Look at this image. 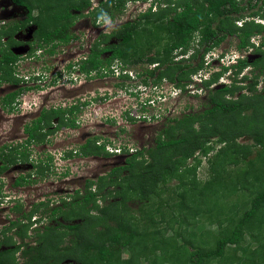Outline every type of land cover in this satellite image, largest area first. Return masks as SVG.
Listing matches in <instances>:
<instances>
[{
    "label": "trees",
    "instance_id": "obj_1",
    "mask_svg": "<svg viewBox=\"0 0 264 264\" xmlns=\"http://www.w3.org/2000/svg\"><path fill=\"white\" fill-rule=\"evenodd\" d=\"M13 1L25 6L30 14H36L33 19L39 24L37 37L46 43L70 40L69 27L74 23L75 11H84L93 4L92 0ZM128 1L146 0H101L90 12L95 20L105 16L114 18L127 7ZM245 10L249 13H243ZM257 16L264 18V0H153V4L134 19L123 21L111 33L102 35L93 44L92 53L82 61V70L88 75L95 72L96 76L103 77L112 63L118 61L119 77L134 80L124 73L125 68L146 64L136 70V77L141 78L146 87L156 90L162 88L161 83L166 79L185 87L182 81L203 68L205 55L229 36L238 37L236 50L241 54L253 48L260 56L252 61L240 56L238 62L231 65V82L210 93V102L204 110L187 113L181 119L170 118L175 125L169 124L157 134L155 147L133 150L128 144L122 146L121 154L128 155L124 165L114 167L97 181L89 179L85 194L78 190L74 195L72 207L51 209L53 215L59 213L69 222L80 219L79 222L59 223L58 226L66 227L60 233L58 228L47 226L42 233H37L41 245L24 250V261L17 260L14 251L4 250L0 253L5 254L3 258L0 256V264H48L51 256L54 257L51 264H61L67 258L80 264H264V92H257V80L249 84L248 75L239 77L250 64L259 65L261 74L264 73V38L259 45L252 41L264 31V23L255 20ZM17 28V23L11 24L6 32L13 35ZM111 37L116 41L110 42ZM3 52L0 63L5 62V76L10 80L14 78V64L19 56L9 44ZM187 53L190 54L187 59L176 60L180 54ZM228 70L225 66L212 75L205 83L209 90ZM245 88V92L234 97ZM16 91L5 95L9 110L15 109L13 101L19 94ZM76 109L74 105L43 111L27 125L32 128L25 143L13 146L5 155L6 160L2 159L0 151V159L5 162L0 172L8 169L14 159L27 156V146L39 140L42 122L51 124L53 117L60 116L61 120L68 114V126H75L76 119L70 115ZM177 123L181 127L185 124V129H179ZM248 135L253 137V143L238 141ZM87 142L82 146L83 154L111 155L105 145ZM218 144L221 145L217 147ZM257 146L254 155L252 147ZM201 155L206 156L211 169L207 181L191 173L202 162ZM250 156L246 171L227 172L228 166L237 165ZM190 157L196 160L192 167L187 166ZM47 168L48 163L42 173ZM123 171H126L124 175ZM24 176L16 183L27 180ZM166 176L178 180L174 195L148 203V210L146 205L139 209V216L132 215L128 204L132 194L138 192L139 198L148 202L151 195L162 190L160 184L165 182ZM108 183L120 185L114 195L120 199L100 206L97 196ZM211 200L215 208L210 205ZM93 209L96 214L95 211L92 214ZM204 223L219 226L207 230H215L212 232L215 240L209 248L204 247V234L197 229L204 228ZM189 225L195 226L189 230ZM28 229V224H22L17 233L25 238ZM169 230H172L171 235L167 234ZM70 232L75 235L71 245L61 247L60 236ZM179 238L184 239L183 243H179ZM125 252L129 253L126 257Z\"/></svg>",
    "mask_w": 264,
    "mask_h": 264
},
{
    "label": "rangeland",
    "instance_id": "obj_2",
    "mask_svg": "<svg viewBox=\"0 0 264 264\" xmlns=\"http://www.w3.org/2000/svg\"><path fill=\"white\" fill-rule=\"evenodd\" d=\"M94 4L84 11H75L77 21L71 29L81 34L87 33L81 43L64 42L59 44L54 50V55L50 52V47L44 50V53L31 51L25 58H21L16 66L14 78L11 77L7 82L5 79V95L11 91L19 93L14 99L13 104L18 103V109L9 110L6 105L3 104V96L0 94V151L10 153L13 146L21 144L25 141L27 135L24 133V127L30 121L38 115L40 110L52 107H69L72 103L79 104V110L74 115L71 114V118H75L80 124H75L74 129L69 128L67 116L60 121L56 119L51 120V124L44 122L43 130L40 132L39 140H36L30 144L26 149L27 156L14 159V163L6 169L2 177L1 183L4 186L0 187V190H4L5 198H1L0 201V239H8L10 247L18 242V236L15 234L16 228L21 225V220L14 226L13 220H16L17 215L22 216L26 213L31 205H38L37 202L41 200L50 204V207L59 205L62 199L72 197L71 195L77 189H80L83 193L87 179L97 181L99 177L109 174L114 167L124 165L126 163L127 154H116L110 152L108 156H91L83 154L82 146L87 141H92L97 138L99 142L106 143L109 148L117 152L115 149L119 146H125L128 144L130 147H134L133 150L141 147H155L157 145V134H159L164 127L169 124L175 125L174 121L170 118L181 119L187 113H193L196 111L204 110L210 102V93H213L219 87H222L225 82H228L229 78L227 73L223 74V79L220 77L219 81L214 85L212 90H209L207 85L203 87V84L196 81L198 77L192 75L187 80H183L185 87L182 86V93L179 91H171V86L168 79L162 81V88L158 92L147 93L135 92L141 85V78L134 80L122 79L114 77V75H107L101 78L92 80L87 78L84 74L79 73V70L73 74L68 72L66 63V51L83 49V54L87 52V46L94 44V39L97 38L98 32L110 33V31L118 26L120 23L126 20L134 19L139 12L145 11L149 7L151 0L146 1H128L127 7L120 13H117L114 18L109 16L103 17V19L95 20L90 12L92 9L99 5V0H92ZM155 9V7H154ZM93 10V12H94ZM255 11L257 8L254 9ZM9 0H5V25L12 24L18 20H22V15H16L12 13ZM90 12V13H89ZM243 13H249V10H245ZM2 14L0 15V22L2 21ZM256 21L264 23V18L257 16ZM241 24L242 21H238ZM0 34H5L4 30L0 31ZM264 38V31L261 34L255 35L252 41L256 43L261 42ZM38 39V38H37ZM111 42L116 39H110ZM238 43L237 36H229L220 46H218L213 54L207 53L205 55L206 61H211V65H220L213 60L221 52H235V57L239 52H236ZM83 44V46L78 47ZM75 46V47H74ZM263 48V47H262ZM264 50V49H263ZM17 54L23 56L26 53L27 48L18 50ZM109 54H106V56ZM248 59H253L260 56V53L252 51L249 48L247 51ZM197 64V59L192 60ZM221 63V62H220ZM261 63V62H260ZM127 66L128 69L139 70L142 66ZM115 67H121L118 61L114 62ZM143 66V67H144ZM261 68L259 65H248L239 77L248 75L247 83H251L254 80L258 81L257 92H264V73L261 74ZM6 77V76H5ZM231 80V78H230ZM84 83V84H83ZM24 88V89H23ZM23 89V90H22ZM245 89L237 91L234 97H238L241 93L245 92ZM99 94V98L97 97ZM104 93H110V97H106ZM214 94V93H213ZM229 96V94H228ZM227 96V97H228ZM94 99L95 101H91ZM154 100V102H153ZM88 102V106L86 103ZM9 106V105H8ZM83 106V107H82ZM3 109V110H2ZM45 109V110H47ZM81 110V111H80ZM84 110V111H83ZM3 114V117H2ZM105 122V123H104ZM104 123V124H103ZM179 129H185V124H176ZM79 128H78V127ZM78 128V129H77ZM217 138V137H216ZM240 143L250 144L253 143V137L248 135L238 139ZM221 144H218L219 147ZM254 155L256 154L257 147H252ZM24 151L25 148L21 147ZM15 153V152H14ZM20 156V154L18 155ZM200 156V155H199ZM243 160V162L232 164L228 166V173L246 171L247 161L251 158ZM151 160V157L148 155ZM148 158L146 162L149 161ZM33 160L41 159L49 168L45 170L43 175L37 176L35 168L32 167ZM202 162L198 164L197 168L193 169L191 173H195L197 178L202 181L210 179L211 169L207 158L201 155ZM6 160V159H5ZM0 159V164L1 163ZM145 162V163H146ZM40 163V164H41ZM196 163L194 157H190L187 161V166L192 167ZM41 167V170L43 169ZM126 171H123L124 175ZM20 175L28 177L27 181L22 184H15V180ZM35 176V177H34ZM163 183V181H162ZM160 184L161 191L155 195H151L148 202L139 198V193L134 192L133 198H130L128 204L132 209V215H140L139 209L146 205L161 199L168 198L174 195L173 191L176 188L178 180L173 176H166V180L163 184ZM93 189H97L93 186ZM120 188V185L107 184L104 189L100 191V195L97 198V203L100 206H104L113 203L115 200H119L120 196H114L116 190ZM112 190L113 192H108ZM1 195V192H0ZM212 207H216L213 200L210 201ZM3 207V209H2ZM18 207V210H17ZM45 208V207H44ZM5 209V212L2 211ZM149 209V205L145 207ZM95 209L92 210V214ZM17 212H19L17 214ZM97 212L95 211V214ZM59 219H61L59 217ZM61 221V220H60ZM80 219H75L72 222L63 223H77ZM146 220H143L145 222ZM52 225L55 228L58 227V223L53 219L45 220V224ZM205 227L197 228L202 230L205 241V248L212 246L215 230L208 232L207 230L219 227L218 224L210 225L211 223H204ZM5 225V226H4ZM40 224H38L39 226ZM189 225V230L192 229ZM36 227V225H34ZM40 227V226H39ZM66 227L59 226V233L65 230ZM210 228V229H209ZM44 229V228H43ZM42 230V229H40ZM30 231V229H29ZM34 231V230H33ZM200 232V231H198ZM168 235L172 234V230H169ZM36 233L30 235L27 233L25 242H32L36 239ZM75 235L70 232L66 236H60L62 241L61 247L65 245H71L72 239ZM5 237V238H4ZM198 238H201L198 236ZM184 239L179 238V243H183ZM9 248V247H8ZM3 250V246H0V251ZM11 253L10 255H12ZM2 255V254H1ZM9 255V256H10ZM14 256L17 255L15 251ZM129 253L125 252L124 256H128ZM5 256L2 255V257ZM18 256V255H17ZM16 256V257H17ZM53 258L49 259L48 264L52 263ZM61 264H80L73 258H67L62 260ZM144 264H148L147 262ZM213 264H216L214 262ZM237 264V263H236Z\"/></svg>",
    "mask_w": 264,
    "mask_h": 264
},
{
    "label": "flooded vegetation",
    "instance_id": "obj_3",
    "mask_svg": "<svg viewBox=\"0 0 264 264\" xmlns=\"http://www.w3.org/2000/svg\"><path fill=\"white\" fill-rule=\"evenodd\" d=\"M9 2H10V5H11V9L13 10L12 11V13H14V14H16V15H22L24 18L22 19V20H18V21H16V22H14V23H12V24H18V28L16 29V32H14V34L12 35V34H10V33H7L6 32V30L10 27V25L11 24H7V25H5V0H0V15L2 14V21L0 22V31L1 30H4L5 31V34H0V37H1V39H0V60L2 59V57H3V54H4V50H5V46H8V44H9V47L11 48V50L13 51V53L14 54H16V55H18L19 56V58L17 59V61L15 62V64H14V75H15V70H16V66H17V63H18V61L23 57V58H25L27 55H28V53L29 52H31V51H35L34 53H38V52H40V53H44V50H48L49 49V47H50V52L54 55V53H55V49H56V47H58L59 46V44H63L64 42H57V41H55V42H53V41H51V42H49V43H46V42H42V41H40V39H37L38 37V34H37V32H38V30H39V24H38V22L35 20V19H33L35 16H36V14L34 13L33 15L32 14H30V12H29V10L25 7V6H23V5H21V4H18V3H16V2H14L13 0H9ZM101 2V0H99V3ZM94 4V3H93ZM76 17H74V21L76 22L77 21V16L78 15H75ZM74 24V23H73ZM73 24L72 25H70V27H69V29H70V35H71V37H70V40H68V41H71V42H75V41H77V40H79L77 43H81V41L82 40H85L84 39V37L87 35V33L85 34V36H84V34H81V32H77V31H74L73 29H71L72 28V26H73ZM113 30V29H112ZM111 30V31H112ZM111 31H110V33H111ZM102 35H105V33H104V31L103 32H98V35H97V38L96 39H94V44L99 40V38H101V36ZM113 37H111V39H112ZM115 39V38H114ZM68 41H65V42H68ZM111 42V41H110ZM115 42V41H114ZM76 43V42H75ZM260 43V42H259ZM10 44H12V45H10ZM106 45V44H105ZM80 46H83V44H81V45H79L78 47H80ZM75 47V46H74ZM24 48H27V51H26V53L25 54H23V56H21L20 54H17V52H19L18 50H20V49H24ZM92 49H93V44L92 45H89V46H87V52H85L84 54H83V49H78V51L76 50H73V49H71V50H67L66 51V53H67V55H66V59L68 60V62L66 63V65H67V69H68V72L69 73H71V74H73L74 72H76V69H77V71L79 70V73H81V74H84L85 76H87V78H90V79H92V80H95V79H99V78H101V77H99V76H96L97 74L95 73V72H93V74L91 75V74H86V72L84 71V70H82V68H81V63H82V61L84 60V59H86V58H88V56L92 53ZM106 54H109V53H106ZM105 54V55H106ZM115 62V61H114ZM114 62L112 63V65L110 66V68L108 69V71H107V75H114V77L116 78V76H117V72H116V67L114 66ZM5 72H6V68H5V62H3V63H0V94L2 93V96H3V104L5 105V79H6V81L7 82H9L10 80H8L6 77H5ZM106 75V76H107ZM104 77V76H103ZM118 77V76H117ZM119 78V77H118ZM84 84V83H83ZM11 92H14V91H11ZM11 92H9V93H11ZM9 93H7V94H9ZM6 94V95H7ZM99 94L100 93H98V98H99ZM108 94H110V93H104V95H106V97H110V95H108ZM91 101H95L94 99H90V102ZM1 102V101H0ZM84 104H86V106H88L89 104H88V102H86V103H84ZM74 105H76L77 106V109L75 110V113H77L78 112V110H79V104L78 103H72L71 105H69V107H65V108H71V107H74ZM83 107V106H82ZM15 108H19L18 107V103L16 102V107ZM53 108H63V107H52V108H45V109H47V110H50V109H53ZM65 108H63V109H65ZM45 109H43L42 111L40 110V112H39V117L43 114V111H45ZM3 110V109H2ZM46 110V111H47ZM81 111V110H80ZM84 111V110H83ZM74 115V114H73ZM71 116V115H70ZM2 117H3V114H2ZM38 117V115L34 118V119H37V118H39ZM54 119H56L57 118V120H59L60 121V116H56V117H53ZM52 118V119H53ZM33 119V120H34ZM51 119V120H52ZM30 123H32V121H30L29 123H27L26 125H25V127H24V133L27 135V137H26V139H25V141L31 136V132H30V130H31V128L32 127H27V125L28 124H30ZM105 123V122H104ZM103 123V124H104ZM42 124H43V122H42ZM75 124H80V121L79 122H75ZM32 125V124H31ZM76 127V125L75 126H70L69 125V128H72V129H74ZM78 127V126H77ZM43 128H44V126L40 129V131H42L43 130ZM79 128V127H78ZM77 128V129H78ZM37 131V130H36ZM40 134V133H39ZM37 140V139H36ZM36 140H34V141H36ZM25 141H23L24 143H25ZM33 141V142H34ZM96 143H98L99 142V140L96 138L95 140H94ZM22 142V143H23ZM32 143V142H31ZM30 143V144H31ZM88 143V142H87ZM87 143H85V144H87ZM30 144L28 145V146H30ZM85 144H83V145H85ZM29 148V147H28ZM5 152H3V157L4 158H2V159H5V154H4ZM91 156H104L103 154H98V155H91ZM32 161H33V164H31L32 165V167L33 168H35V169H37L36 170V173H37V176H40V175H43L44 173H42V171H41V167L43 166V164L44 163H41L42 162V160L41 159H37V160H33L32 159ZM1 163L2 164H0V167L1 166H3V165H5V162L2 160L1 161ZM41 163V164H40ZM46 168V166H43V170ZM5 169L2 171V172H0V183H1V180H2V177H5V175H4V173H5ZM40 174V175H39ZM22 175H20L19 177H21ZM24 176V175H23ZM19 177H17V179L19 178ZM26 179H28V177L27 176H24ZM35 177V176H34ZM17 179L15 180V184H17L16 183V181H17ZM89 179H87V181H88ZM25 181H27V180H25ZM2 184V186H4L3 185V183H1ZM1 184H0V187H1ZM86 184H87V182H86ZM96 187V186H95ZM85 188H86V185H85ZM85 188L83 189V194H85ZM80 191V189H77L75 192H74V194H72L71 196L72 197H69V198H67V199H62V201L59 203V205H57V206H59V207H61L62 209H64V210H67L68 208H70V206L72 207L73 206V201H74V195L77 193V191ZM0 192H1V195H0V199L1 198H5V193H4V190H2V188H1V190H0ZM81 192V191H80ZM99 196H101L102 197V194L100 195V193L98 194V196H97V198H99ZM1 202H3V199H2V201H0V203ZM72 203V204H71ZM36 204H38V205H31V207L28 209V211L26 212V213H23L24 215H22L21 217L20 216H18L17 215V217H16V220H13L12 221V224L15 226L16 224H17V222L19 221V220H21V225L23 224V225H26V224H28L29 225V229H30V231H29V229H28V233L30 232V235H34V232L37 234V233H42L44 230H45V228L47 227V226H52V225H47V223L45 224V220H48V218L49 219H53L55 222H59L60 224H64V225H66L67 223H63V222H66L67 220L63 217V216H61V214H59V213H57L56 215H53V213H52V211H51V209L52 208H54V207H50V204L49 203H47V202H45V201H43V200H41L40 202H37ZM57 206H55V207H57ZM45 207V208H44ZM2 209H3V207H2ZM49 209V210H48ZM17 210H18V207H17ZM2 211H4L5 212V209L4 210H2ZM19 212H17V214H18ZM28 216H31V219H29V217ZM59 217L61 218V219H59ZM61 220V221H60ZM63 221V222H62ZM67 222H69V221H67ZM59 223H58V225H59ZM38 224H40L39 226H38ZM69 224V223H68ZM34 225H36V227H34ZM5 226V225H4ZM62 226V225H61ZM59 227V226H58ZM57 227V228H58ZM44 228V229H43ZM17 229L18 228H16V230H15V234L18 236V242L14 245V247H10L9 245H7L6 246V249H4V246H5V243L3 242L5 239H3V240H1L0 239V241H1V245L0 246H3V250L2 251H6V250H11L10 252H12V251H17V260H19V261H24L25 260V255H24V250L28 247H39V245H41V238H39L40 236H38V235H36V239H34L32 242H25V240H26V238H27V236L25 237V238H22V236H20L18 233H17ZM40 229H42V230H40ZM34 230V231H33ZM5 238V237H4ZM9 239V238H8ZM17 246H20L19 247V249H17L16 247ZM9 247V248H8ZM2 251H0V253L2 252ZM1 257H2V255H0ZM3 258V257H2ZM53 258V260H54V257H49V259H52Z\"/></svg>",
    "mask_w": 264,
    "mask_h": 264
},
{
    "label": "clouds",
    "instance_id": "obj_4",
    "mask_svg": "<svg viewBox=\"0 0 264 264\" xmlns=\"http://www.w3.org/2000/svg\"><path fill=\"white\" fill-rule=\"evenodd\" d=\"M150 5L149 6H151L152 4H153V0H151V3H149ZM256 43V42H255ZM260 43H257V45H259ZM216 49V48H215ZM215 49H213V50H211V51H209L208 52V54L209 53H211V54H213V52H214V50ZM252 51H253V48H252ZM236 52H238L237 50H236ZM235 53V52H234ZM233 52H231V51H227V52H221L220 53V55H218V56H216L213 60H215L216 61V63H219L220 65H211L210 63H211V61H206L207 59H205V57H204V60H205V66L203 67V68H201L200 70H198V71H196V72H194V73H192V77H193V75L195 76V77H198V79H196V81L197 82H199V83H201V84H203V86H202V89H204L203 87L205 86V83L207 82V81H209L211 78H212V75L215 73V72H217V71H222V70H224V67L226 66V67H229V70L227 71V72H225V73H227V76H228V78H229V81L228 82H231V80H230V78H231V74H233V72H232V69H231V65H233V64H235V63H237L238 62V58L240 57V56H247V52H245V54H241L240 52H239V54H237L235 57H233V54H234ZM189 53H187V54H180L177 58H176V60H182V59H187L188 57H189ZM248 57V56H247ZM221 62V63H220ZM116 72H117V76L119 77L120 76V74H121V67H116ZM125 72H127L130 76H131V78H134V79H136V78H138V77H136V71L134 70V69H128L127 67L125 68V70H124V73ZM223 77V75L221 76V78ZM242 77V76H241ZM223 79V78H222ZM232 79V78H231ZM222 82H225V83H228V82H226V81H224V80H222ZM169 84H170V86H171V91L172 92H174V91H179L177 94L179 95L180 94V91H181V93H182V86H177V84H176V82L174 81H169ZM216 84V83H215ZM135 92H142V93H147L149 96H150V93L152 94L154 91H159V90H156L155 88H149V87H146V85H144L142 82H141V85L138 87V90H134ZM153 102H154V100H153ZM96 144H98V145H105V148H106V150H110V152H112V153H116V154H119V153H121L120 152V150H121V146H119L118 148H116L115 147V149L117 150V152H114V151H112L109 147L110 146H107L106 145V143H101V142H98V143H96ZM126 146V145H125Z\"/></svg>",
    "mask_w": 264,
    "mask_h": 264
}]
</instances>
